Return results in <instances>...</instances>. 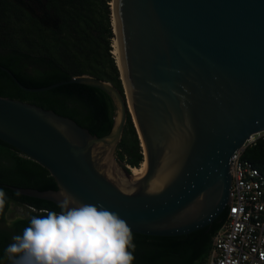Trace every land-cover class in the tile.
Instances as JSON below:
<instances>
[{"label": "water", "instance_id": "95a60500", "mask_svg": "<svg viewBox=\"0 0 264 264\" xmlns=\"http://www.w3.org/2000/svg\"><path fill=\"white\" fill-rule=\"evenodd\" d=\"M121 78L144 143L146 175L116 169L127 98L90 76L67 84L105 92L114 126L96 137L76 121L0 97V140L47 169L56 191L11 187L59 205L62 190L80 203L118 213L134 234L186 236L214 224L232 203L231 159L264 132V0H113ZM132 115V114H131Z\"/></svg>", "mask_w": 264, "mask_h": 264}, {"label": "trees", "instance_id": "16d2710c", "mask_svg": "<svg viewBox=\"0 0 264 264\" xmlns=\"http://www.w3.org/2000/svg\"><path fill=\"white\" fill-rule=\"evenodd\" d=\"M111 1L0 0V31L12 42L10 48L0 52V65L29 89L90 76L113 84L124 95L121 71L113 54L115 33ZM0 97L54 111L99 138L108 135L114 126L116 108L112 99L90 86L67 84L34 93L21 88L0 70ZM118 151L120 161L131 168H140L145 160L130 113ZM243 158L264 175V140L248 148ZM11 187L39 191L58 189L47 169L0 140V191L4 192L0 222L4 221L11 202L31 203L37 210L46 209V212L60 211L52 202L22 196ZM227 217L228 210L213 225L186 236L152 237L132 233L133 264H207L214 238ZM15 224L24 228L29 221L19 220ZM7 240V234L0 232V264L9 263L5 256Z\"/></svg>", "mask_w": 264, "mask_h": 264}, {"label": "clouds", "instance_id": "9594fccd", "mask_svg": "<svg viewBox=\"0 0 264 264\" xmlns=\"http://www.w3.org/2000/svg\"><path fill=\"white\" fill-rule=\"evenodd\" d=\"M59 196V212L31 216L12 238L5 249L11 264H133L132 232L118 213L80 203L65 190Z\"/></svg>", "mask_w": 264, "mask_h": 264}, {"label": "built area", "instance_id": "2783aa9c", "mask_svg": "<svg viewBox=\"0 0 264 264\" xmlns=\"http://www.w3.org/2000/svg\"><path fill=\"white\" fill-rule=\"evenodd\" d=\"M259 140L264 132L253 135L231 159L232 203L209 264H264V175L243 158Z\"/></svg>", "mask_w": 264, "mask_h": 264}, {"label": "flooded vegetation", "instance_id": "af4514ba", "mask_svg": "<svg viewBox=\"0 0 264 264\" xmlns=\"http://www.w3.org/2000/svg\"><path fill=\"white\" fill-rule=\"evenodd\" d=\"M14 208H19L22 209V215L21 216H17L15 218H9V215L13 212ZM46 209H38L37 207H35L34 205H32L31 203H19V202H11L7 208V210L4 213V221L0 222V232H4L7 234L8 236V240H7V246L9 244H11L13 242V237L15 235H17L18 232H20V234L22 233L23 229V225H16L15 223L19 220H23V221H29L30 217L34 215V213H38L39 215H46L47 212L45 211ZM10 225V226H9ZM20 226H22L21 228H19ZM5 264H11V261H9V263H5Z\"/></svg>", "mask_w": 264, "mask_h": 264}, {"label": "rangeland", "instance_id": "374dc122", "mask_svg": "<svg viewBox=\"0 0 264 264\" xmlns=\"http://www.w3.org/2000/svg\"><path fill=\"white\" fill-rule=\"evenodd\" d=\"M110 5H111V9H112V22H113V28H114V33H115V39L112 41V43H113V49L115 51V49H116V41H118V38H117L115 26H114V5H113V0L111 1ZM11 45H12V42H11L10 38H8L5 35V33L0 31V52L6 51L8 48H10ZM113 54L116 56V54L114 52H113ZM116 58H117V56H116ZM126 91L127 90H126V88L124 86V95L127 98L128 97V93H126ZM132 119H133V117H132ZM133 122H134V119H133ZM116 158H117L116 169L121 171V172H123L124 175L132 177L133 176V172L131 170L132 168L130 166H127L125 164V162L120 161V159H119V151L116 154ZM21 215H22V209L14 208L13 212L9 215V218H15V217L21 216ZM209 263H210V259H209L207 264H209Z\"/></svg>", "mask_w": 264, "mask_h": 264}, {"label": "bare ground", "instance_id": "6f19581e", "mask_svg": "<svg viewBox=\"0 0 264 264\" xmlns=\"http://www.w3.org/2000/svg\"><path fill=\"white\" fill-rule=\"evenodd\" d=\"M114 26H115V30H116V20H115V18H114ZM114 53L117 56V62H118V65L120 66L118 41H116V49H115ZM120 69H121V66H120ZM122 77H123V73H122ZM124 86L126 88L125 81H124ZM126 90H127V88H126ZM126 93H128V92L126 91ZM127 102H128V106H129V111L131 112L132 117H133L134 122H135L134 111H133V108H132V105H131V102H130V99H129V95L127 97ZM141 142H142V147L144 148V143H143V141H141ZM144 155H145V160H144L142 166L140 168H132L131 169L132 172H133V176L132 177L135 180L141 179V178H143L146 175L147 169L145 168V165H146L147 158H146L145 150H144Z\"/></svg>", "mask_w": 264, "mask_h": 264}, {"label": "snow or ice", "instance_id": "6c2138e0", "mask_svg": "<svg viewBox=\"0 0 264 264\" xmlns=\"http://www.w3.org/2000/svg\"><path fill=\"white\" fill-rule=\"evenodd\" d=\"M235 211V210H234Z\"/></svg>", "mask_w": 264, "mask_h": 264}]
</instances>
